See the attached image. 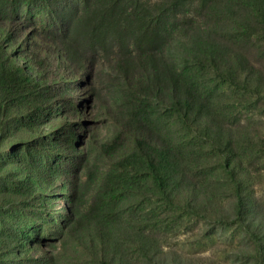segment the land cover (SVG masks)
Wrapping results in <instances>:
<instances>
[{
    "label": "rangeland",
    "instance_id": "374dc122",
    "mask_svg": "<svg viewBox=\"0 0 264 264\" xmlns=\"http://www.w3.org/2000/svg\"><path fill=\"white\" fill-rule=\"evenodd\" d=\"M57 31L45 3H17L0 12V41L7 54L50 95L41 110H13L0 132V264H100L101 253L113 264H187L200 252L222 256L229 264H254L248 254V220L235 216L233 182L222 177L221 157L176 120L155 126L168 130L181 145L189 173L214 185L215 196L226 203L227 220L205 221L162 205L150 180L142 179L150 194L133 191L130 184L126 189L133 190L118 195L111 218L105 220L106 227H113L105 231L108 251L89 246L94 221L84 232L79 219L87 216L106 171L132 150L133 141L126 134L116 150L107 154L102 147L127 117L133 79H143L146 73L125 76L113 55L107 57L97 47L89 48L82 60L70 61ZM247 50L264 69L260 44L250 42ZM163 53L177 69L183 66L176 40ZM189 74L201 80L221 110L222 122L240 138L234 144V167L249 195L261 203L262 217L255 222H262L264 233V92L244 94L195 69ZM104 210L101 203L96 212ZM138 231L146 244H135ZM141 245L146 247L143 253ZM231 245L240 255L231 253Z\"/></svg>",
    "mask_w": 264,
    "mask_h": 264
},
{
    "label": "trees",
    "instance_id": "16d2710c",
    "mask_svg": "<svg viewBox=\"0 0 264 264\" xmlns=\"http://www.w3.org/2000/svg\"><path fill=\"white\" fill-rule=\"evenodd\" d=\"M26 2L47 5L58 24L55 35L70 61L73 57L82 60L89 48L97 47L105 56L113 55L125 76L132 78L139 70L146 73L143 79H133L127 117L121 130L102 147L107 154L116 150L126 134L133 141L132 150L106 171L87 216L79 219L78 225L85 224L84 232L91 227V219L94 221L95 235L88 238L89 246L108 251L105 231L113 227H106L105 220L111 218L113 204L123 191L150 194L142 179L150 180L154 197L162 205L179 207L205 221L227 220L226 203L215 196L214 185L191 175L181 145L168 130L155 126L158 121L168 124L176 120L185 132L206 141L221 157L222 177L233 182L235 216L248 220L249 257L256 260L254 264H264L263 224L255 222L262 217L261 203L249 195L232 159L240 138L222 122L221 110L215 108L201 80L189 74L195 69L233 91L261 96L264 69L249 56L247 45L256 42L264 49V0H0V12ZM173 40L180 49V69L163 53ZM49 96L24 65L7 54L1 39L0 132L13 110H41ZM134 183H138L136 188ZM130 184L133 189H126ZM101 203L105 210L99 214L96 210ZM135 234V244H146L142 232ZM230 247L231 253L240 255L239 249ZM145 248L141 245L142 253ZM207 255L197 253L187 264H206L207 258L208 264H229L222 256ZM99 259L100 264H113L104 253Z\"/></svg>",
    "mask_w": 264,
    "mask_h": 264
}]
</instances>
